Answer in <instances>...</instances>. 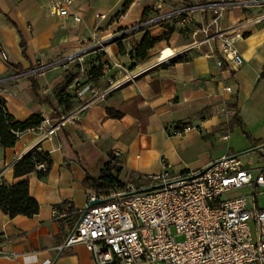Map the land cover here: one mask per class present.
<instances>
[{
    "label": "crops",
    "instance_id": "crops-1",
    "mask_svg": "<svg viewBox=\"0 0 264 264\" xmlns=\"http://www.w3.org/2000/svg\"><path fill=\"white\" fill-rule=\"evenodd\" d=\"M200 1L222 0H133L121 20L115 16L127 0H76L72 10L81 15L79 22L72 16L53 14L50 0H0V52L8 54L7 60L0 57V96L16 121L33 114L57 117L73 110L82 102L75 91L70 94V110L56 93L59 84L68 81L74 90L73 84L80 78H66L75 70L76 59L72 57L87 59L99 55L105 63L120 62L130 70H139L157 59L158 55H152L161 46L179 51L195 39V25L182 27L172 12ZM224 1L229 3L222 20L224 28L252 21L243 29L244 37L237 41L244 59L238 70L227 65L220 68L218 55L210 53L206 46L178 53L171 63H161L104 99L94 101L52 138L42 139L37 131L28 129L14 146L0 145V182L15 183L28 178L30 194L40 204L39 212L31 217H12L0 206V248L5 253L0 254V264H95L83 243L60 248L78 223L91 192L108 195L140 189L147 184V175L161 171L163 162H169L173 172L197 171L230 153L211 156L197 164L198 157L210 148L214 133L222 141L229 139L227 116L217 110L226 104L233 116L238 112L242 117L248 103L264 106V19L254 22L255 17L264 14V0ZM99 12L107 17L98 18ZM159 14L167 16L120 38L125 49L122 53L114 35L142 18L147 21ZM194 16L196 25H200L203 14L194 12ZM147 33L166 38L150 50L147 59L133 58V44ZM61 59L68 61L38 70ZM116 71L112 66L94 83L104 88L109 77L118 76ZM228 85L233 87L231 92L224 90ZM108 108L123 112V116L110 117ZM186 122L203 123L205 128L182 136L166 131L167 127ZM263 139L253 138L261 141L255 146H260L257 150L264 154ZM33 148L50 154L51 168L44 177L33 171L15 178L14 163ZM108 162L120 163L118 178L125 188L102 183V169ZM244 163L251 166L252 162ZM263 165L264 158L257 167ZM110 172L116 174L115 169Z\"/></svg>",
    "mask_w": 264,
    "mask_h": 264
},
{
    "label": "built area",
    "instance_id": "built-area-1",
    "mask_svg": "<svg viewBox=\"0 0 264 264\" xmlns=\"http://www.w3.org/2000/svg\"><path fill=\"white\" fill-rule=\"evenodd\" d=\"M75 1L50 0L49 8L53 14L64 18L72 16L79 22L81 15L72 10ZM228 6L224 0L200 1L176 9L172 14L182 27L195 25L193 41L179 51L165 46L154 62L139 70H130L120 62H106L104 73L113 66L117 77H109L107 85L101 89L92 81L78 84L74 91L82 102L76 108L57 117H44L38 126L30 129L37 131L42 139L52 138L68 122L77 120L94 101L104 99L145 71L169 63L178 53L194 48L206 46L210 53L218 55L220 68L227 65L233 71L238 70L244 59L237 41L244 37L243 29L252 21L224 28L222 20ZM124 12L121 9L115 19L121 20ZM194 12L203 14L200 25H196ZM96 16L107 17L100 12ZM166 16L159 14L138 22L113 38L120 41L124 34L156 24ZM263 19L264 14L255 17L254 22ZM166 49H171L172 54L164 58ZM0 57L7 60V52L2 50ZM224 90L231 92L233 87L228 85ZM217 112H224L227 117L232 115L226 104ZM204 128L203 123L186 122L167 127L166 131L182 136ZM37 169L45 170L46 163H39ZM147 179V184L140 188L147 189L139 192H133L136 189L118 190L108 195L91 192L87 206L80 211V219L69 231L61 250L83 243L95 264L117 261L122 264H264V207L259 200V195L264 196V165L251 167L240 155L227 153L197 171L173 172L170 163L163 162L161 171L147 175ZM246 187L253 189L250 195L239 192ZM98 199L102 201L90 205ZM0 254H5L1 248Z\"/></svg>",
    "mask_w": 264,
    "mask_h": 264
},
{
    "label": "trees",
    "instance_id": "trees-1",
    "mask_svg": "<svg viewBox=\"0 0 264 264\" xmlns=\"http://www.w3.org/2000/svg\"><path fill=\"white\" fill-rule=\"evenodd\" d=\"M132 1L133 0H127L122 9L125 11ZM145 21L146 19L144 18L140 20V22ZM164 38H166V35L152 37L149 33L145 34L140 42H135L133 44L131 56L139 60L147 59L150 50ZM119 47L120 51L124 53L125 49L121 41L119 42ZM95 60L96 64H93L89 69V79L87 81L94 82L104 75L105 62L101 61V56L99 55L95 57ZM169 63H171V60ZM59 96L60 101L65 103L66 110H70L72 107L70 102L72 96L70 93H67L65 92V89H62ZM107 111L109 116L113 118H121L123 116V112L119 110L108 108ZM43 119L44 117L42 115L33 114L24 121H16L14 116L8 111L6 100L0 96V145L5 148L14 146L20 136L18 135V132L23 133L30 128L38 126ZM236 124H242V120L238 112L234 114L232 119V125ZM260 142V140H253V146L259 144ZM41 162L46 163L47 167L45 170L37 169V165ZM52 163L53 161L48 152L40 150L39 148H33L22 155L20 159L14 163V176L15 178H19L33 171H37L40 177H44L51 168ZM112 169H115L116 174L110 172ZM120 171L121 165L119 162H115L113 165H111V162H108L102 169V183L118 189L125 188V183L118 178ZM0 206L4 212L12 217L19 214L31 217L40 210L38 200L30 194V182L28 178L15 183H7L5 181L0 182ZM1 240L2 237H0V242Z\"/></svg>",
    "mask_w": 264,
    "mask_h": 264
},
{
    "label": "rangeland",
    "instance_id": "rangeland-1",
    "mask_svg": "<svg viewBox=\"0 0 264 264\" xmlns=\"http://www.w3.org/2000/svg\"><path fill=\"white\" fill-rule=\"evenodd\" d=\"M165 48L164 46H161L159 49L154 50V54L152 56L160 55V49ZM102 51V50H101ZM103 52V51H102ZM76 59L74 62L75 70H71L70 73L66 75V78L73 77V80L75 77L79 78L77 82H74L73 85L81 84L84 79H89V69L93 64H96V60L94 56L83 59L82 56L79 57H72ZM68 59L64 60H57L54 62H51L49 66H46L44 68L39 67L38 70L42 71L45 70L47 67H51L58 64L66 63ZM85 65V66H84ZM69 82V81H68ZM64 82L59 84V86L56 88V93L59 95L62 89H65V92L70 93L73 95L74 90L73 88L69 87V83ZM224 113V112H222ZM225 114V113H224ZM242 117V124L241 125H234L232 126V118L233 113L228 119V124L230 127L226 131V134H229V139L222 141L217 137L216 133H214L215 138L212 139V144L210 145V148H206L204 153L198 157L197 164H201L204 161L211 158V156L215 157L217 155H220L222 153H226L228 151L236 152V153H242L245 151L250 150L253 148V138L256 136H262L264 138V106H258L256 107L253 103H248L247 106L243 107V111L241 113ZM264 140V139H263ZM264 143V142H262ZM242 160L246 163L252 162V167H257L259 164L262 163L264 154L260 150H252L248 151L246 153H243L240 155ZM149 181V179H147ZM253 189L251 187H246L240 190L239 192L242 194L250 195ZM260 198V204L262 207H264V196L259 195ZM251 199V197H250ZM178 239H181L182 236H178Z\"/></svg>",
    "mask_w": 264,
    "mask_h": 264
},
{
    "label": "water",
    "instance_id": "water-1",
    "mask_svg": "<svg viewBox=\"0 0 264 264\" xmlns=\"http://www.w3.org/2000/svg\"><path fill=\"white\" fill-rule=\"evenodd\" d=\"M263 146H264V145H263ZM259 148H260V146H255V147L251 148V149L248 150V151H252V150H255V149H259ZM248 151H245V152H242V153H238V155H241V154L246 153V152H248ZM148 188H154V186H153V187H148ZM145 189H147V188L136 189V190H134L133 192H139V191H142V190H145ZM101 201H102L101 199H98V200H96V201H93L90 205L100 203Z\"/></svg>",
    "mask_w": 264,
    "mask_h": 264
},
{
    "label": "bare ground",
    "instance_id": "bare-ground-1",
    "mask_svg": "<svg viewBox=\"0 0 264 264\" xmlns=\"http://www.w3.org/2000/svg\"><path fill=\"white\" fill-rule=\"evenodd\" d=\"M172 52H171V49H166L164 52H163V57H168L169 55H171Z\"/></svg>",
    "mask_w": 264,
    "mask_h": 264
}]
</instances>
